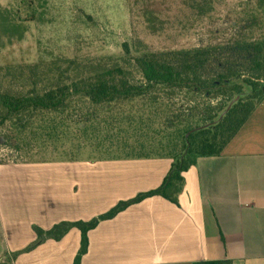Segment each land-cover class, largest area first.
I'll use <instances>...</instances> for the list:
<instances>
[{"label": "trees", "instance_id": "16d2710c", "mask_svg": "<svg viewBox=\"0 0 264 264\" xmlns=\"http://www.w3.org/2000/svg\"><path fill=\"white\" fill-rule=\"evenodd\" d=\"M212 1L185 3L201 16ZM245 5L251 34L226 43L155 51L137 39L124 42L118 55H57L0 65V139L16 157L60 153L75 159L94 144L110 153L114 145L124 151L113 158L171 159L157 188L87 221H62L47 230L35 226L34 243L58 239L76 227L81 238L73 264H78L87 231L98 221L150 195L177 202L184 171L200 157L221 153L264 99V0ZM158 13L154 3L143 4L144 24L151 31L164 28Z\"/></svg>", "mask_w": 264, "mask_h": 264}, {"label": "crops", "instance_id": "0c3cea01", "mask_svg": "<svg viewBox=\"0 0 264 264\" xmlns=\"http://www.w3.org/2000/svg\"><path fill=\"white\" fill-rule=\"evenodd\" d=\"M26 1L0 0V65L32 62ZM170 166L165 156L0 163V264H73L78 228L34 243V227L90 220L160 186ZM183 178L177 202L150 195L98 221L78 264H264V99Z\"/></svg>", "mask_w": 264, "mask_h": 264}, {"label": "rangeland", "instance_id": "374dc122", "mask_svg": "<svg viewBox=\"0 0 264 264\" xmlns=\"http://www.w3.org/2000/svg\"><path fill=\"white\" fill-rule=\"evenodd\" d=\"M187 0H32L21 5V18L33 16L34 46L23 59L39 57L118 55L122 44L139 39L150 50L189 48L226 43L251 34L245 3L254 0H213L212 8L199 16ZM144 3H154L164 28L149 30L142 15ZM256 36L258 30H254ZM30 62V63H32ZM0 139V163L69 160L60 153L15 156ZM106 142L105 145H107ZM115 150V151H114ZM116 145L112 153L88 145L76 158L123 157Z\"/></svg>", "mask_w": 264, "mask_h": 264}]
</instances>
